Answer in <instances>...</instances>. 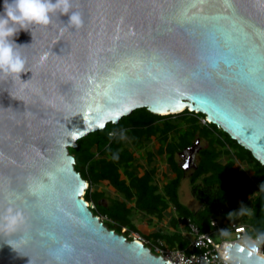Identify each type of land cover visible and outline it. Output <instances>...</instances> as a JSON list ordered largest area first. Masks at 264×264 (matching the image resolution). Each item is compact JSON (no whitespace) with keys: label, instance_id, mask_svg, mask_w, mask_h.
Wrapping results in <instances>:
<instances>
[{"label":"water","instance_id":"95a60500","mask_svg":"<svg viewBox=\"0 0 264 264\" xmlns=\"http://www.w3.org/2000/svg\"><path fill=\"white\" fill-rule=\"evenodd\" d=\"M190 4L196 7L186 9L188 16L224 19L178 25ZM74 7L81 28H65L68 16L61 15L48 28L36 27L35 39L21 32L17 43L27 45L20 51L30 70L21 79L0 80V198L22 204L18 195L43 186L30 197L37 211L27 209V234L12 241L17 250L0 238V264H62L42 255L49 233L82 246L73 264H173L94 213L70 148L136 109L158 115L188 109L264 165L259 93L237 75L243 49L264 53V0H74ZM209 32L237 38L222 49L231 69L212 68L202 58L209 54L201 47ZM240 259L256 264L247 252Z\"/></svg>","mask_w":264,"mask_h":264},{"label":"trees","instance_id":"16d2710c","mask_svg":"<svg viewBox=\"0 0 264 264\" xmlns=\"http://www.w3.org/2000/svg\"><path fill=\"white\" fill-rule=\"evenodd\" d=\"M172 116L173 114H154L147 108L136 109L129 116L123 117L118 124L108 123L104 130L88 134L78 140V147L70 148V152L76 157L75 167L83 178L92 185L108 182L126 198V201L118 198L107 199L103 192L87 190L86 200L96 204L94 213L106 216L108 220L104 222L109 228L131 240L129 235L132 231L141 232L133 222L137 211L162 218L172 203L178 213V218L173 219L174 226L178 219L191 218L205 232L210 229L211 220L217 215V211L218 216L224 220L240 218L237 213L231 216L229 213L239 210L243 203L250 209L257 232H264V190L253 199L250 198L252 193L248 187L249 177L246 171L235 168V159L252 163L255 173L261 175L260 185L264 184V165L254 158L251 151L215 124H201L200 119H206L204 114L184 110L183 116L189 124L184 131L179 129L176 122L170 120ZM160 121H164L162 125ZM120 130H125L127 139H121L119 135H109L110 132L119 133ZM171 133H174L173 137L170 136ZM156 135L161 136L158 153L167 155L169 167L175 174L163 187L155 180L157 167L139 174L138 165H135V148L141 149ZM203 139L206 144L198 147L199 160L189 177L192 194L201 202V207L192 210L180 198L179 189L187 170L177 156L180 152H189L197 140ZM226 147L227 153L234 149L235 159L223 162L220 155ZM115 153L119 155L118 160L112 159ZM148 155V163H152L155 156L152 153ZM226 176L229 178L226 179ZM128 202H132V205L129 206ZM147 238L164 239L170 247L186 248L189 244V240L179 232H158Z\"/></svg>","mask_w":264,"mask_h":264},{"label":"clouds","instance_id":"9594fccd","mask_svg":"<svg viewBox=\"0 0 264 264\" xmlns=\"http://www.w3.org/2000/svg\"><path fill=\"white\" fill-rule=\"evenodd\" d=\"M61 15L68 16L67 24H63L65 28L79 29L83 26V17L75 9L74 0H3V9L0 11V80H14L16 77L21 79V74L30 70L20 51L27 45L17 43L20 33L30 32L35 39L36 27L48 28L53 24V18L60 20ZM48 55L43 54L41 62L46 60ZM109 135H119L121 139H127L125 130H120L119 133L111 132ZM112 159L118 160V153L113 154ZM261 190H264V184L261 185ZM234 213L241 216L251 214L249 207L243 203L239 210L229 213V216ZM29 223L30 217L25 207L16 203L11 196L0 198V238L4 242L16 249L12 241L27 234ZM220 234L227 237L230 232L222 229ZM262 246L264 232H258L255 237L245 234L239 242L225 241L220 257L224 264H245L240 259V254L247 252L249 258L256 257V264H264V255L260 254Z\"/></svg>","mask_w":264,"mask_h":264},{"label":"built area","instance_id":"2783aa9c","mask_svg":"<svg viewBox=\"0 0 264 264\" xmlns=\"http://www.w3.org/2000/svg\"><path fill=\"white\" fill-rule=\"evenodd\" d=\"M206 123L207 120L205 124ZM181 153L182 152H180V154ZM246 173L249 177V185L252 186V189L250 187L252 193L250 197L252 199V197L254 198V196L262 192L261 185L255 175H252L247 171ZM253 187H255L256 190L255 195H253ZM91 188L92 184L88 181L84 197L87 190H90ZM88 206L92 210L96 209V204L93 201H88ZM99 217L103 221L108 220L106 216ZM180 220L186 227L184 237L189 240V244L186 248L170 247L163 239H148L143 234L135 231H132L129 237L149 246L153 253L156 255H162L173 264H224L220 254L223 251L225 241L239 242L245 234L255 237L258 233L252 224H249L245 219L240 218L228 221L216 215L211 220L210 229L205 232H202L200 227L191 218H182ZM126 229L129 228L126 227ZM222 229L229 230L230 235L227 237L222 236L220 234ZM260 254L264 255V246L261 247Z\"/></svg>","mask_w":264,"mask_h":264},{"label":"snow or ice","instance_id":"6c2138e0","mask_svg":"<svg viewBox=\"0 0 264 264\" xmlns=\"http://www.w3.org/2000/svg\"><path fill=\"white\" fill-rule=\"evenodd\" d=\"M196 7L195 4L185 6V11L182 12L177 18L178 25L191 23L197 19L216 21L224 19L220 16L212 17H196L188 16L186 9ZM231 7V5H229ZM239 31V29H237ZM209 39L202 42L201 47L209 50V54L204 55L202 58L206 60L212 68H219L221 63L226 65L229 69L232 67L233 61L228 55L224 54L222 49L232 43L233 39H219L211 32L208 33ZM246 38V36H245ZM241 70L237 73L241 79L247 83L251 88L259 93L261 103V121L264 122V53H257L255 47L245 48L241 51L240 60ZM204 71L202 66V72ZM207 78V77H205ZM43 190H34L32 193L25 196L20 194L18 199H23L21 206L29 209L30 211H37V203H34L30 197H38ZM49 239L41 245L42 255L44 257H52L55 260L61 261L62 264H73L76 258L84 254L82 246L76 242L73 246H69L67 242H62L60 237L54 233L48 234ZM243 251V249H241ZM250 254V253H249Z\"/></svg>","mask_w":264,"mask_h":264},{"label":"rangeland","instance_id":"374dc122","mask_svg":"<svg viewBox=\"0 0 264 264\" xmlns=\"http://www.w3.org/2000/svg\"><path fill=\"white\" fill-rule=\"evenodd\" d=\"M170 120L176 122L180 130L184 131L185 129L188 128L189 124H188L187 120L185 119V116H183V112L173 114V116ZM206 120L207 119H205L203 117L200 119V123L205 124ZM170 136L173 137L174 133H171ZM160 143H161V141H160ZM157 144L158 143H156V145L154 147H152L150 150V151L154 152V156H155L152 163H148V156H147L148 153L147 152L149 150H147V148H145V151H142L139 153L140 155L137 156V159H136V163L138 165L137 172L139 174H143L145 170L151 169L154 166L157 167L158 171H157L155 180L161 187H163L165 185V183L169 182L171 180V178L175 177V174L171 171V169L169 167V164L167 161V155H160L158 153L159 149L157 147ZM205 144H206V140L203 139V140H199V143L196 146L197 147L204 146ZM196 146L194 145L193 149H196L197 148ZM221 148L222 147H220V149ZM226 150H228L227 147L223 148L222 154L220 155V160L223 162H227L231 158L235 159V155L233 154L234 149L232 148L230 150L231 153H227ZM194 151H197V150H194ZM186 155H185V153L182 152L181 154L179 153L177 156L181 165H184L186 170H187L186 177L182 180V183H181V186L179 189L180 198H181V201L185 205H187L190 209L198 210L201 207V202L197 198H195V196L192 194V188H191V183H190L189 177H190V175L194 169L193 167H190L191 166L190 164H193L194 162H198L199 157H198V154H194L187 161L185 159ZM235 161H236L235 168L239 169L240 171H247L250 174L255 175L256 179L260 183L261 175L255 174V171L253 170V168L251 166V164H252L251 162H247V161L241 162V161H238L236 159H235ZM228 178H229V176H226V179H228ZM93 187L94 186L92 185V188L90 189V191H95ZM248 187H251V189H252V186H250L249 184H248ZM253 189H254L253 195H255V193H256L255 187H253ZM254 197H256V196H254ZM252 199H253V197H252ZM172 206H174V205H172ZM174 207L173 208L171 207V211H169L170 214L168 212L167 217H165L162 221H159L158 225H160V228H158V226H155V227H157L158 229L164 230V231L169 229L168 227H169L170 221L172 220V218H177V215H178L177 211L175 210L176 208H174ZM216 213L218 215V211ZM135 218L138 221L140 220V222H142V223H145L146 221L149 222L148 215H146L145 213L143 214V213H139V212L137 213L136 212ZM244 218H246L245 221L247 223L252 224L254 226V222L252 220L251 214L250 215H243V216L240 215V219H244ZM180 223H182V222H180ZM216 237H217V235H216Z\"/></svg>","mask_w":264,"mask_h":264},{"label":"crops","instance_id":"0c3cea01","mask_svg":"<svg viewBox=\"0 0 264 264\" xmlns=\"http://www.w3.org/2000/svg\"><path fill=\"white\" fill-rule=\"evenodd\" d=\"M164 121H160V125L163 124ZM161 136L160 135H156V136H153L152 139L150 141H147L145 143V145L139 149V148H135V155L136 157L139 156L140 152L142 151H145V148H147V150H149L147 153L148 154H153L154 155V152L153 151H150L152 147H154L157 144V147L158 149L160 148L161 146ZM147 146V147H146ZM156 147V148H157ZM147 154V156H149ZM186 154V153H185ZM190 154V153H189ZM137 159V158H136ZM197 163V162H195ZM135 165H137L136 163V160H135ZM174 178V177H173ZM171 178V179H173ZM166 184V183H165ZM94 187V190L96 191H100V192H103L106 196L107 199H111V198H118L122 201H126V198L123 194H121L115 187H113L112 185H110L108 182H101V183H98V184H94L93 185ZM172 204V203H171ZM171 204H169V207L168 209L165 211L164 213V216L162 218H159L158 216L156 215H148V219H149V222L146 221L145 223H142L140 222V220H136V213H135V216H134V220L133 222L135 223V225L140 229V233L143 234L144 236H149V235H152L154 233H158V232H161L163 234H173L175 232H179L181 233L183 236H185V233H186V227H185V224L178 219V223L176 226L173 225V219L170 221V224H169V229H167L166 231L164 230H161V229H158L160 228V225H158L159 221H162L165 217H167L168 215V212L171 211V207L173 208L174 206H172ZM128 205L131 206L132 205V202H128ZM175 208V207H174ZM176 210V209H175ZM143 213V212H140V211H137V213ZM144 214V213H143ZM170 214V212H169ZM178 216V215H177ZM178 218V217H177ZM182 222V223H180ZM152 225V226H151ZM155 226H158L155 227ZM136 232V231H135ZM149 238V237H148ZM154 240V238H151ZM164 240V239H163ZM165 241V240H164ZM166 242V241H165Z\"/></svg>","mask_w":264,"mask_h":264},{"label":"flooded vegetation","instance_id":"af4514ba","mask_svg":"<svg viewBox=\"0 0 264 264\" xmlns=\"http://www.w3.org/2000/svg\"><path fill=\"white\" fill-rule=\"evenodd\" d=\"M197 147V146H196ZM198 147L196 149H192V150H189V152H187L185 155V159L188 161L190 157H192L194 154H198ZM194 150H197V151H194ZM190 153V154H189ZM191 166L190 167H195V162L193 164H190ZM186 169V168H185Z\"/></svg>","mask_w":264,"mask_h":264}]
</instances>
